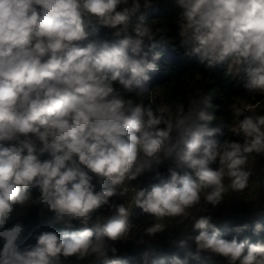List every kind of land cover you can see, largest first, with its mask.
<instances>
[{
  "label": "clouds",
  "instance_id": "1",
  "mask_svg": "<svg viewBox=\"0 0 264 264\" xmlns=\"http://www.w3.org/2000/svg\"><path fill=\"white\" fill-rule=\"evenodd\" d=\"M161 2L186 57L264 96V0H0V264H264L240 238L264 225L228 239L211 214L255 190L264 108L240 99L225 124L203 89L157 101ZM165 234L182 257L158 254Z\"/></svg>",
  "mask_w": 264,
  "mask_h": 264
},
{
  "label": "trees",
  "instance_id": "2",
  "mask_svg": "<svg viewBox=\"0 0 264 264\" xmlns=\"http://www.w3.org/2000/svg\"><path fill=\"white\" fill-rule=\"evenodd\" d=\"M171 8V5L161 2L160 5L149 13L150 18H160L159 24L162 29L167 31L165 34L166 37H169V39L164 41L168 45L160 49L164 53L162 60L159 62L161 64V70L158 73L152 74L154 95L157 97V101L186 102L189 94L194 93L196 89H203L207 93L214 95L213 103L219 106L213 109L217 114L216 123L223 122L225 124L233 123L228 105L240 99H244L250 104L260 102L262 108H264V96H248L242 87V82L238 83L235 79L226 80L224 78L223 68L218 67L213 70H207L200 66L195 58L190 59L184 55V50L177 46L178 41L171 39V37L176 35V26L173 20L175 12L170 11ZM106 31L102 30V32ZM231 135L232 133L227 132L225 129L224 136L219 137V139ZM232 138L235 139L234 136ZM161 171H164V169L162 168ZM253 180L256 182L254 191L248 194H230L229 197H226L225 204L211 210L214 222L220 227L221 233L225 238L230 239L234 235L232 229L236 226L245 223L253 226L256 221L264 225V158H257V162L254 165ZM141 182L142 186H146L148 180L147 178H142ZM249 201L252 202L249 203ZM134 211L136 215H134L133 219H136L137 224L147 226L152 222L150 217L137 218L140 210L135 209ZM35 213L36 208L33 207L30 210V216L34 218ZM46 228V224L35 221L29 231H38ZM48 230L60 231V227L56 226L54 229ZM189 231L191 230L189 229ZM245 236L250 237L253 242L257 240L264 242V231L256 235L252 227L242 233L240 238L243 239ZM165 237H167L166 234L160 238L165 239ZM163 239H155L153 241L158 254L163 255L165 258L173 254L183 256L182 249L163 243L161 241ZM119 247L123 252L134 256H138L144 250L143 247L133 249L131 244L119 245ZM190 264H197V262L191 261ZM213 264H225V262L217 259Z\"/></svg>",
  "mask_w": 264,
  "mask_h": 264
},
{
  "label": "built area",
  "instance_id": "3",
  "mask_svg": "<svg viewBox=\"0 0 264 264\" xmlns=\"http://www.w3.org/2000/svg\"><path fill=\"white\" fill-rule=\"evenodd\" d=\"M215 212V211H214ZM139 225H141V226H146V225H143V224H139ZM178 235V234H177ZM160 239H163V238H160V237H157L156 238V240H160ZM163 243H165V244H167V245H169L168 244V241H167V237H165V239H163V240H161Z\"/></svg>",
  "mask_w": 264,
  "mask_h": 264
},
{
  "label": "water",
  "instance_id": "4",
  "mask_svg": "<svg viewBox=\"0 0 264 264\" xmlns=\"http://www.w3.org/2000/svg\"><path fill=\"white\" fill-rule=\"evenodd\" d=\"M154 246H156V245H154Z\"/></svg>",
  "mask_w": 264,
  "mask_h": 264
}]
</instances>
